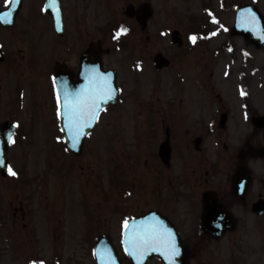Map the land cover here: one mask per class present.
<instances>
[{"label": "flooded vegetation", "instance_id": "flooded-vegetation-1", "mask_svg": "<svg viewBox=\"0 0 264 264\" xmlns=\"http://www.w3.org/2000/svg\"><path fill=\"white\" fill-rule=\"evenodd\" d=\"M184 1L183 6L178 0H22L11 17L0 20V122L12 123L15 128L7 153L13 149L20 128L17 106L20 100L27 101L29 106L35 104L40 80L46 81V99L49 104L53 103L57 129L52 133L63 142L66 124L61 120L65 116L57 112L60 103L54 74H57L61 102L66 89L72 94L88 84L91 70L98 69L97 55L103 70L114 68L107 57L116 51L138 73L130 78L138 94L144 87L142 80L152 83L150 100L156 112L150 121L137 119L134 125L128 123V109L124 108L120 116V133L128 134V128L134 127L133 145L138 146H132L138 149L141 158L136 161V177H127L128 181H120L121 184H113L110 166L107 173L109 207L112 211L119 208L118 200L130 194L132 185L148 195L151 204L142 211L128 214L119 232L129 217L155 209L174 224L187 255V264H264V113L259 111L258 94L252 87L254 69L249 71V77L243 72L238 85L236 80H227L231 71H224V78L220 80L213 54L218 51L215 46L208 50L209 55L203 50L198 55L205 57L199 65L200 74L196 73L199 77L187 76L183 70L174 77V48L185 53L196 51L193 48L224 33L228 34L227 40L223 39L224 45L230 49L233 38H239L249 47H258L244 30L236 32L234 25L236 8L252 4L260 11L259 0ZM8 6L5 0H0V11ZM179 6L187 9L189 17L181 20L189 24L190 34H184L174 24L179 18ZM228 6L232 12L229 23L222 18ZM121 27L127 31L117 37L116 32ZM258 28L257 23L255 28L245 27L256 31ZM95 31L99 34L94 35ZM90 42H95V48L100 43V49L91 50L83 57ZM18 58L25 60L29 73L24 80H20L23 71L19 76L14 75ZM243 67L241 65L240 69ZM204 73H207L206 78L201 76ZM174 80L181 95L175 103ZM118 87L119 102L123 88L119 84ZM216 87L223 88L221 95L215 94L217 100L208 97L209 90ZM115 106L103 108L97 123L104 111ZM145 121L152 122L148 125L152 129L138 130L139 123ZM153 121H156L154 125ZM91 133L93 130L88 135ZM147 133L151 134V145H144L140 150ZM111 136L109 131L107 137ZM5 176L12 174L8 172ZM36 182L31 181L26 195L14 193L15 185H9L13 196L12 230H17L18 210L22 220L26 217L27 207L23 202L37 196L40 185ZM61 186L65 190L66 186ZM205 192L212 194L219 204V216L212 221L218 224L215 230L206 229L201 223ZM180 204L186 205L182 206L183 212ZM172 208L174 215L170 213ZM20 228L19 233L32 240L26 221ZM114 246L118 253L123 248L121 241L114 242ZM201 249L209 257L206 263H203L205 258L199 257ZM120 256L123 264H131L124 253ZM35 261L63 264L58 259ZM66 264L81 263L68 259ZM144 264L164 262L152 256Z\"/></svg>", "mask_w": 264, "mask_h": 264}, {"label": "rangeland", "instance_id": "rangeland-1", "mask_svg": "<svg viewBox=\"0 0 264 264\" xmlns=\"http://www.w3.org/2000/svg\"><path fill=\"white\" fill-rule=\"evenodd\" d=\"M183 1L178 0V4L186 5V1ZM258 7L264 13V0L258 1ZM186 10L182 6L178 7L179 18L174 24L184 34H190L189 24H186L184 19L181 20L183 17H189ZM222 18L230 22L232 18L230 6ZM98 34V31H95L94 35ZM227 36L228 34L224 33L219 38L211 39L208 43H202L193 48L196 51L188 49V53L179 52L174 48V77L179 75L177 72L181 70L185 71L187 76L194 74L199 77V65H202L205 57L202 59L198 55L202 50L203 53L209 55L208 50L211 51L217 46L218 51L213 54L217 60L216 74L220 80L224 78L222 77L224 71H231L227 80L232 79L233 82L236 80L238 85L243 72L249 77V71L254 69L252 87L258 94L259 111L263 114L264 50L261 47H249L239 38L232 39L233 48L230 49L224 45L223 41L224 38L227 40ZM245 54L247 55L244 56ZM107 59L117 71V81L123 88V95L115 107L103 112L93 133L86 137L83 149L78 155L65 150L60 138H54L55 133L52 132L57 129L56 121L53 114V103L49 104L46 99L45 80L39 81L41 84L37 92L38 99L33 106L30 105V107L27 101L24 103L20 100L17 106L19 112L16 116L20 121V128L13 149L8 154L9 163L16 174L0 177V264H31V259L44 261L58 259L63 264L68 263V259L69 261L77 259L81 264H94L92 254L94 237L98 234L109 233L117 244L120 237V226L125 217L150 206L149 196L138 192L137 185H132L129 190L130 194L121 201L118 200L119 208L112 211L109 207L107 173L110 166L113 181H115L113 184H121L120 181H128L127 177H136V161L138 157L139 160L141 158L140 152L138 153V149L135 148L137 143L133 145L135 142L133 137L135 132L132 133L134 127L128 128L130 131L128 134L120 133L118 126L121 124L122 110L128 109L129 125H134L137 119L141 122L143 119L150 121L156 112L150 100L153 97L150 91L152 83L146 79L142 80L144 87L142 90L139 89L140 94H138L136 87L134 88L135 84L130 79L135 78L138 73L130 68L120 53L116 51H113ZM241 65L244 66L242 69H240ZM26 69L25 60L18 58L16 70H13L14 75L19 76L23 71L24 76L20 80H24L29 74ZM197 72L199 74H196ZM201 76L206 78L207 73ZM178 89L174 80V103L181 96ZM217 92L221 95L223 88L210 89L208 97L217 100L215 96ZM141 122L138 130L141 129L140 131L144 132L152 129L148 128L152 122L145 121L144 124ZM155 123L156 121H153V125ZM109 131L113 136L107 137ZM142 140L144 144H139L141 145L140 150L144 145H151V134L147 133ZM145 155H148L146 150ZM34 180L40 185L36 192L37 196L33 198L30 196V201L23 202L27 207L26 217L22 220L18 210L17 230H12L13 196L12 186L9 185H15L14 193L26 195L30 192L31 181ZM63 184L66 186L65 190L61 186ZM196 195H194L195 199ZM16 204L18 205V202ZM182 206L180 204L181 212L186 205ZM170 213L174 215V208ZM24 221L27 223L28 231H30L29 237L32 240L24 238V234L19 233ZM204 240L210 241L212 245L215 244L211 239L205 238ZM199 253L200 258L206 259L203 263H206L209 259L206 257V251L201 249ZM215 260L218 261V255Z\"/></svg>", "mask_w": 264, "mask_h": 264}, {"label": "snow or ice", "instance_id": "snow-or-ice-1", "mask_svg": "<svg viewBox=\"0 0 264 264\" xmlns=\"http://www.w3.org/2000/svg\"><path fill=\"white\" fill-rule=\"evenodd\" d=\"M16 0H5V4H11L15 7ZM11 15L10 11L0 12V19H7ZM215 19V18H213ZM242 23L255 28L256 20L254 14L249 12V15L242 14ZM127 29L121 27L116 36L119 37L121 33L126 32ZM195 40V37H192ZM111 92V87L108 84L106 77H101L98 70L93 68L89 77V82L86 86L81 87L80 90L70 94L66 89L63 98L62 114L67 119V127L72 134L75 141L80 135L84 133V128L91 124L97 118L100 101L105 99ZM243 95V91L241 92ZM57 102L60 103V97L57 96ZM58 114H61V109H57ZM11 139V134H9ZM0 165H6V161L0 159ZM7 171L15 175L11 165H6ZM128 221H124L125 231L128 230ZM129 251L134 257H142L146 252L155 249L162 251L165 257L174 261V257L178 255L179 249L175 238L170 230L162 228L157 222H142L140 225H132L131 232L128 233V239L125 241ZM110 257V253L108 254ZM31 264H44L43 261H32ZM104 264H109L105 261Z\"/></svg>", "mask_w": 264, "mask_h": 264}, {"label": "water", "instance_id": "water-1", "mask_svg": "<svg viewBox=\"0 0 264 264\" xmlns=\"http://www.w3.org/2000/svg\"><path fill=\"white\" fill-rule=\"evenodd\" d=\"M19 2H20V0H16V6H18L17 3L19 4ZM243 10H244V7L237 9V13H238L237 15H239L238 20H237V27H240L242 25V21H240V17H242V11ZM5 11H11V8L8 10H5ZM2 12H4V11H2ZM254 16L255 17L257 16L259 25H262L264 27V21H263L262 15L259 14L256 9H255ZM239 30H242V29L239 28ZM244 32H245L244 34L248 38H250V40H253L254 42H256L257 45L263 46V48H264V33L263 32L259 33L258 35L254 31H251V30H244ZM93 45H94V43L91 42L89 47L86 49V53L90 49H93ZM97 66L100 67L99 60H98ZM99 73H101V72H99ZM107 75L109 77V79H107V81L111 87V92L107 95V97L105 99L100 101L99 109L107 103H115L116 102L117 88H116V84H115L114 72L109 70V71H107ZM61 105L63 106V103ZM93 122L84 128V133L87 132L89 129H91ZM2 127H3V125L0 124V147L2 148V151L0 152V159H3L6 161L7 145H6V142L4 141V133L2 132L4 129ZM83 134L80 135L74 141L72 138V135H69L67 133L66 137H65L66 147H68L70 150H72L75 153H79L81 150V146H82ZM2 140H3V143H2ZM6 169H7L6 165H0V171L2 174H4L6 172ZM218 209H219V205H218L217 201L211 197L209 192H206L204 194V211H203V215H202V225L206 229L215 230L217 228L218 224L212 223V221L219 216V210ZM145 221L157 222L160 224V226L162 228H166V229L170 230L171 233L173 234L174 238H175L176 244H177L178 249H179V253H178V255H176L174 257V261H173V260L167 259L162 251H156L155 249L146 252L142 257H139V258L134 257L133 255H131V253L129 251L125 250L126 253L128 254L129 258L131 259L132 264H143L144 261L146 260V258L151 256V255H157V256L161 257L166 264H187L186 255L184 253V247L181 244V242L179 241V238H178L176 232L174 231L172 224L168 221V219L165 216H163L162 214H160L159 212H157L155 210H151V211L146 212L145 214H142L140 216L132 217L128 220V225H129L128 230L125 231V228H124L123 234H122V242L124 244V248L126 249V247H127L125 241L128 239V233L131 232V230H132V225L133 224L140 225L142 222H145ZM93 251L95 253L98 264H104L105 261H108L109 264H120L117 253L111 244L110 238L107 235H99L95 238V246H94ZM109 253L111 254L110 257L108 255Z\"/></svg>", "mask_w": 264, "mask_h": 264}]
</instances>
